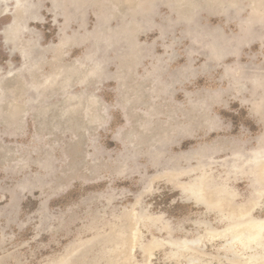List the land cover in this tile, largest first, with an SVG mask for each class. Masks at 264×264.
I'll return each mask as SVG.
<instances>
[{
  "label": "rangeland",
  "instance_id": "rangeland-1",
  "mask_svg": "<svg viewBox=\"0 0 264 264\" xmlns=\"http://www.w3.org/2000/svg\"><path fill=\"white\" fill-rule=\"evenodd\" d=\"M251 218L264 0H0V264H264Z\"/></svg>",
  "mask_w": 264,
  "mask_h": 264
},
{
  "label": "bare ground",
  "instance_id": "bare-ground-1",
  "mask_svg": "<svg viewBox=\"0 0 264 264\" xmlns=\"http://www.w3.org/2000/svg\"><path fill=\"white\" fill-rule=\"evenodd\" d=\"M246 226L254 234V233L259 232L262 229H264V219H252V218L248 219L246 221Z\"/></svg>",
  "mask_w": 264,
  "mask_h": 264
}]
</instances>
